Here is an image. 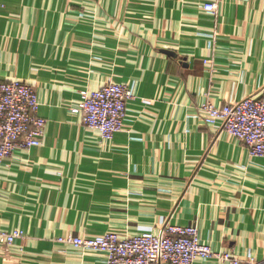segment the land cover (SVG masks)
Returning a JSON list of instances; mask_svg holds the SVG:
<instances>
[{
	"label": "crops",
	"instance_id": "crops-1",
	"mask_svg": "<svg viewBox=\"0 0 264 264\" xmlns=\"http://www.w3.org/2000/svg\"><path fill=\"white\" fill-rule=\"evenodd\" d=\"M207 1L0 0V78L30 83L48 121L0 164V228L24 231L0 264L102 263L60 239L167 224L264 264V157L199 112L264 89V0ZM107 83L134 95L112 140L71 110Z\"/></svg>",
	"mask_w": 264,
	"mask_h": 264
},
{
	"label": "built area",
	"instance_id": "built-area-1",
	"mask_svg": "<svg viewBox=\"0 0 264 264\" xmlns=\"http://www.w3.org/2000/svg\"><path fill=\"white\" fill-rule=\"evenodd\" d=\"M215 0L204 4V11L216 15ZM132 90L123 84L107 83L96 90L84 89L71 107L85 125L104 140L122 131ZM40 101L35 88L22 80L0 78V164L18 149L41 145L47 119L40 116ZM204 123L220 125L222 130L242 141L253 157H264V89L258 95L230 104L216 105L205 99L199 105ZM24 236L22 229L0 228V244L12 245ZM60 241L84 250H97L106 261L95 264H195L198 259L216 258L228 264H254L229 251H217L201 238L194 225L167 224L157 232L143 231L121 235L109 231L90 238L68 236Z\"/></svg>",
	"mask_w": 264,
	"mask_h": 264
},
{
	"label": "water",
	"instance_id": "water-1",
	"mask_svg": "<svg viewBox=\"0 0 264 264\" xmlns=\"http://www.w3.org/2000/svg\"><path fill=\"white\" fill-rule=\"evenodd\" d=\"M166 53H168V54H171V55H175L174 53H172V52H168V51H165Z\"/></svg>",
	"mask_w": 264,
	"mask_h": 264
}]
</instances>
